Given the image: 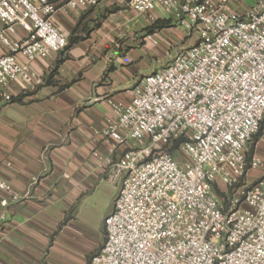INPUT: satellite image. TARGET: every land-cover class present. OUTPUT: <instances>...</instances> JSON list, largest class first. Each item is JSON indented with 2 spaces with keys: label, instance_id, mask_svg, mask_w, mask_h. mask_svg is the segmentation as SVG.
<instances>
[{
  "label": "built area",
  "instance_id": "built-area-1",
  "mask_svg": "<svg viewBox=\"0 0 264 264\" xmlns=\"http://www.w3.org/2000/svg\"><path fill=\"white\" fill-rule=\"evenodd\" d=\"M101 1L0 0V98L11 101V82L39 84L30 62L66 48L58 9ZM126 1L136 13H173L194 39L112 104L114 119L96 133L121 156L92 154L118 191L87 264H264V162L248 156L264 126V8L239 16L231 0ZM16 28L28 37L12 39ZM0 190L9 191L1 180Z\"/></svg>",
  "mask_w": 264,
  "mask_h": 264
},
{
  "label": "crops",
  "instance_id": "crops-1",
  "mask_svg": "<svg viewBox=\"0 0 264 264\" xmlns=\"http://www.w3.org/2000/svg\"><path fill=\"white\" fill-rule=\"evenodd\" d=\"M52 1L59 7L67 0ZM227 7L247 16L262 10L264 0H231ZM53 20L66 48L30 62L39 84L11 82L5 89L11 101L0 98V180L9 188L0 190V202L6 201L0 264H87L98 251L104 231L94 208L103 198L111 212L118 181L92 154L117 162L121 150L112 151L96 133L114 119L112 104L127 103L142 78L170 60L171 37L185 35L167 27L172 19L136 13L126 0L58 9ZM148 34L156 45L144 40ZM25 37L20 28L11 35ZM262 138L250 156L264 162Z\"/></svg>",
  "mask_w": 264,
  "mask_h": 264
},
{
  "label": "rangeland",
  "instance_id": "rangeland-1",
  "mask_svg": "<svg viewBox=\"0 0 264 264\" xmlns=\"http://www.w3.org/2000/svg\"><path fill=\"white\" fill-rule=\"evenodd\" d=\"M154 13H155L156 16H158L161 19H172V21H171L172 24L168 25L167 27L171 28L173 30L175 29V32H176L177 26L175 25V23L173 21L174 20L173 13L167 12V11H165L162 8H157L154 11ZM157 31H160V29L158 28ZM193 39L194 38L187 37L186 35H184V36L180 35L178 38L171 37V43H170V45L168 47L169 55L173 56L176 51L190 46L193 43ZM164 61H166V59L163 60V64H165ZM145 71L146 70L144 69L143 72H145ZM262 136H264V126H262V128L259 131V133L257 134V136L255 138H253L252 141L250 142V144L248 146V151H249L248 152V156L251 155L250 153L252 151V147H253L254 143L259 139V137H262ZM258 147L260 149H264V138L259 140ZM178 160H180V158H178ZM261 172L262 171H260V170L253 171V172L250 173V177L254 180V179H256L258 177V175ZM114 197H116V196H114ZM113 200H109V201H112L111 202V207H112V204H113ZM106 203H107L106 199L102 198V199L98 200V204H97V206H95L94 212H93L94 219L96 220V223H101L103 221L105 215L107 216ZM97 237H101V231L99 229L95 230V238H97Z\"/></svg>",
  "mask_w": 264,
  "mask_h": 264
},
{
  "label": "trees",
  "instance_id": "trees-1",
  "mask_svg": "<svg viewBox=\"0 0 264 264\" xmlns=\"http://www.w3.org/2000/svg\"><path fill=\"white\" fill-rule=\"evenodd\" d=\"M168 23H169V22L165 21V22L161 23L159 27H162L163 25L168 24ZM261 128H262V126H261ZM261 128H260V130H261ZM260 130H259V131H260ZM258 133H259V132H258ZM258 133H257V134H258ZM257 134L254 136V138L257 136Z\"/></svg>",
  "mask_w": 264,
  "mask_h": 264
}]
</instances>
